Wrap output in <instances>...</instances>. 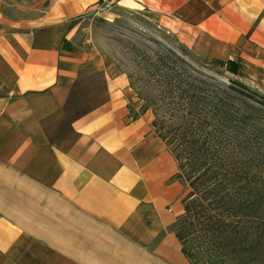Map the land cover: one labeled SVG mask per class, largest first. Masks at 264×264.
<instances>
[{
	"label": "crops",
	"instance_id": "obj_1",
	"mask_svg": "<svg viewBox=\"0 0 264 264\" xmlns=\"http://www.w3.org/2000/svg\"><path fill=\"white\" fill-rule=\"evenodd\" d=\"M91 12L264 71V0H55L37 24L0 10V264H190L173 229L183 185L150 111L101 51L73 44Z\"/></svg>",
	"mask_w": 264,
	"mask_h": 264
},
{
	"label": "trees",
	"instance_id": "obj_2",
	"mask_svg": "<svg viewBox=\"0 0 264 264\" xmlns=\"http://www.w3.org/2000/svg\"><path fill=\"white\" fill-rule=\"evenodd\" d=\"M160 51L143 53L129 83L147 90L138 113L152 112L186 190L181 252L190 264H264V94L235 60H206L178 39Z\"/></svg>",
	"mask_w": 264,
	"mask_h": 264
},
{
	"label": "rangeland",
	"instance_id": "obj_3",
	"mask_svg": "<svg viewBox=\"0 0 264 264\" xmlns=\"http://www.w3.org/2000/svg\"><path fill=\"white\" fill-rule=\"evenodd\" d=\"M54 2L55 0H1L0 10L9 19L37 24L46 19V14ZM71 27L74 29L73 44L75 47L84 51H89L92 48L101 51L112 65V71L126 74L128 80H130V76L138 77L141 73H138L139 68L136 64L140 61L143 53L148 54L150 50L161 52V45L173 48L177 39L181 42L175 33L159 28L154 22L141 16H130L123 13L115 17L110 14L91 12L72 21ZM182 44L186 46L185 43ZM210 45L213 46V44ZM213 50H217L215 54L227 55L215 46L211 51ZM232 58L239 63L237 57L232 56ZM213 59H222V57ZM262 71L255 73L253 68L247 67L241 72L240 78L245 84L264 94V71ZM135 87H138L139 96H137ZM130 88L137 100L134 106L141 107L143 104L141 99L147 96V90L143 89L139 83L136 86L131 84ZM135 109L130 106L132 114L136 113ZM150 113L153 121L152 112L150 111ZM185 194L186 190L183 186V197Z\"/></svg>",
	"mask_w": 264,
	"mask_h": 264
}]
</instances>
